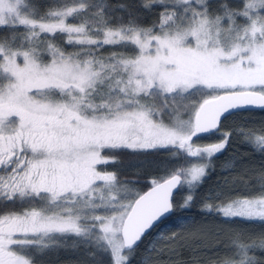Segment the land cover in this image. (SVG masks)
Returning <instances> with one entry per match:
<instances>
[{
  "label": "snow or ice",
  "instance_id": "6c2138e0",
  "mask_svg": "<svg viewBox=\"0 0 264 264\" xmlns=\"http://www.w3.org/2000/svg\"><path fill=\"white\" fill-rule=\"evenodd\" d=\"M142 7L159 9L158 22L143 26L127 5L107 0H63L45 12L30 0H0V29L10 33L0 39V264H38L69 237L94 248L90 255L129 264L176 211L174 189L186 186L179 207L191 206L231 133L205 146L193 138L219 131L234 110L264 108V0L215 10L208 0ZM105 47L119 50L105 56ZM244 135L264 151V134ZM161 149L189 166L152 179L143 194L101 167L123 150ZM218 197L210 193L202 210L264 223V181L256 195ZM169 231L146 252L174 251L179 232ZM232 247L220 264H259L249 253L264 251V234L258 243L238 236Z\"/></svg>",
  "mask_w": 264,
  "mask_h": 264
},
{
  "label": "trees",
  "instance_id": "16d2710c",
  "mask_svg": "<svg viewBox=\"0 0 264 264\" xmlns=\"http://www.w3.org/2000/svg\"><path fill=\"white\" fill-rule=\"evenodd\" d=\"M107 2L113 6L127 5L143 26H151L154 22H158L160 17L159 9L148 11L142 7L145 0H107ZM225 2L233 7L239 6V0H208L212 10L219 8ZM61 3L63 0H30V4L40 12H45ZM116 11L125 19L128 18L126 11L120 8ZM8 35L10 33L6 29H0V39ZM60 42L62 43V38ZM65 47L68 51L72 50L67 45ZM113 50L119 49L105 47L100 54L106 56ZM218 127L219 131L193 138L192 143L201 145L222 140L225 132L231 133L225 149L211 158V165L206 169L207 175L197 189L191 206L187 209L179 207L188 189L186 186L176 189L173 196L177 205L176 211L139 242L135 252L129 257V264H142L144 261H148V264H220L232 255V241L238 236L245 242H259L261 234H264V223L240 218L228 220L215 212L202 210L201 206L210 193L213 195L218 193V199L226 201L260 192L261 182L264 181V151H257L244 133L264 134V109L235 111L227 118H222ZM116 155L118 157L116 163L101 167L115 171L121 182L127 183L138 192L149 186L152 179L167 177L177 167L189 165L183 154L174 157L172 151L164 149L147 152L123 150ZM188 161L197 162V159L189 157ZM177 225H183V228H178ZM169 230L179 232L178 238L169 245L174 251L166 250L163 255L146 252L153 237L161 231L170 236ZM74 240L78 242L76 248L71 247ZM67 244L68 247L46 250L38 257V264H110V256L99 252L95 256L90 255L95 249L86 248L79 243V238L69 237ZM249 254L255 256L259 264H264V251L256 249ZM149 256H151L150 260H148Z\"/></svg>",
  "mask_w": 264,
  "mask_h": 264
},
{
  "label": "water",
  "instance_id": "95a60500",
  "mask_svg": "<svg viewBox=\"0 0 264 264\" xmlns=\"http://www.w3.org/2000/svg\"><path fill=\"white\" fill-rule=\"evenodd\" d=\"M250 109H264V108H260V107H251L248 109H242V110H250ZM242 110H234L235 111H242ZM201 135V134H200ZM169 176V175H168ZM166 178V177H165ZM152 187V184H150L149 186H147L146 188H144L143 190H141L139 193L143 194L144 192H147L150 190V188ZM174 192L176 191V189L173 190Z\"/></svg>",
  "mask_w": 264,
  "mask_h": 264
},
{
  "label": "rangeland",
  "instance_id": "374dc122",
  "mask_svg": "<svg viewBox=\"0 0 264 264\" xmlns=\"http://www.w3.org/2000/svg\"><path fill=\"white\" fill-rule=\"evenodd\" d=\"M220 142V140L219 141H215V142H211V143H207V144H201V145H198V144H194L195 146H205V145H208V144H212V143H219ZM108 153L107 152H105V155H107ZM192 163H194V162H192ZM189 166V165H188ZM234 199V198H233Z\"/></svg>",
  "mask_w": 264,
  "mask_h": 264
}]
</instances>
